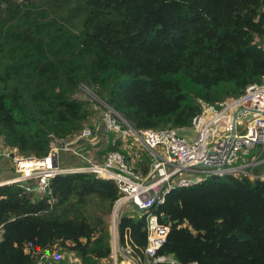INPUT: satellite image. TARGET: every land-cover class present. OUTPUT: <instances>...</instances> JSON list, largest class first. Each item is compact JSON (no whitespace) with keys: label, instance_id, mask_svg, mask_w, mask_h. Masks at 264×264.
<instances>
[{"label":"trees","instance_id":"obj_1","mask_svg":"<svg viewBox=\"0 0 264 264\" xmlns=\"http://www.w3.org/2000/svg\"><path fill=\"white\" fill-rule=\"evenodd\" d=\"M261 82L264 0H0V145L21 156L43 157L50 135L69 138L91 122L81 86L137 130L179 133L201 102ZM110 149L145 175L146 153L128 142ZM263 168L253 178L211 176L155 203L149 212L168 232L154 258L164 260L143 253V211L119 216V246L127 234L131 256L147 264H264ZM49 190L0 186V264H37L54 249L80 264H113L115 183L61 173Z\"/></svg>","mask_w":264,"mask_h":264},{"label":"built area","instance_id":"obj_2","mask_svg":"<svg viewBox=\"0 0 264 264\" xmlns=\"http://www.w3.org/2000/svg\"><path fill=\"white\" fill-rule=\"evenodd\" d=\"M200 105L201 112L192 119V137L181 135L173 128L137 130L118 112L103 105L100 122L101 132L108 138L106 143L111 147L118 142L137 143L150 158L145 175L129 165L125 156L115 149L105 152L101 162L72 149L85 139L94 140L91 128L83 126L63 146L54 143L58 139L50 135L49 150L39 158L21 156L0 145V158L8 159L14 171V176L0 182V186L21 183L27 190L49 195L50 179L61 173L91 172L97 178L112 180L120 192L111 211L113 264H117L114 254L119 245L118 210L124 204L146 214L147 245L143 253L153 258V262L162 261L164 257L154 256L165 241L168 227L160 225L157 216L149 212L155 203L163 202L165 195L175 189L201 185L211 176L245 174L242 170L246 167L264 164V157L245 160L255 149L259 150L258 156L264 154V82L247 85L237 97L223 99L214 105L203 102ZM62 151L79 157L84 165L61 168L58 156ZM2 234L0 227V241ZM123 241L124 253L131 255L127 234ZM48 258V253L41 255L37 264Z\"/></svg>","mask_w":264,"mask_h":264},{"label":"rangeland","instance_id":"obj_3","mask_svg":"<svg viewBox=\"0 0 264 264\" xmlns=\"http://www.w3.org/2000/svg\"><path fill=\"white\" fill-rule=\"evenodd\" d=\"M84 88L85 87L81 86L78 89L77 96H79L80 98H82V99H84V100H86V101H88L90 103V109L92 110V119H91V122L88 125H85V126L91 128V130L93 132V136H94L93 139L94 140L92 141L91 138L85 139V140L79 142L77 145L72 146L71 148L76 150V151H78L83 156L90 154L89 156L93 157V159H92L93 161L101 162L102 159H103L104 150H106V147H107V143H104V142L101 141V139H98L96 137V134H97V132L101 131L100 117H101V111H102L103 106L99 105L96 96H94L93 94H91V93H89L87 91H83ZM179 133L182 134V135H186L188 137H192L193 136V131L192 130H183V132H179ZM57 139L58 140L54 141V143L58 142L62 146H63V143L68 140V138H58V137H57ZM95 141H96V144L93 145V143ZM124 147H125V145H124ZM133 148L136 149L139 153H146L148 155V153L145 150L141 149L137 143L133 144ZM123 150H125V149H123ZM256 150L257 149L253 150L252 154H255ZM258 152H259V150H258ZM252 154H251V157L256 156V155H252ZM263 157H264V154L262 156L261 155L257 156L256 159H262ZM58 161H60V167L63 168V169L74 168V167H77L78 165H81V166L84 165L79 157H77V156L75 157L74 155L69 154V152H64V151H62V154H59ZM263 167H264V164H256L254 166L246 167L245 169L242 170V173H245L250 178H253L252 176L256 173L255 170H260L261 171ZM125 206L130 207L128 204H124L123 205V207H125ZM88 211L90 213H92V210L90 208L88 209ZM131 212L132 213L129 214L128 212L124 211L122 213V215H126V214H128V215H137V212H139V211L134 209ZM109 234H110L109 243L112 246V244H111V235H112V233H111V223L109 225Z\"/></svg>","mask_w":264,"mask_h":264},{"label":"crops","instance_id":"obj_4","mask_svg":"<svg viewBox=\"0 0 264 264\" xmlns=\"http://www.w3.org/2000/svg\"><path fill=\"white\" fill-rule=\"evenodd\" d=\"M96 137L98 139H101V141L104 142V143H106L108 141V138L101 131L100 132H97ZM95 144H96V142L93 143V145H95ZM252 153L253 152H251L250 155H248L246 157L245 160L247 162L250 161L252 158L258 156V149L256 150L255 154H252ZM251 154L252 155H256V156L251 157ZM89 155H86V156L89 157V158H91L92 156H89ZM255 174L253 175L254 177L260 176V173L259 174L258 173H255ZM13 176H14V171H13V166H12L11 162L8 159H6V158H0V182L6 181V180L10 179ZM133 210L134 209L131 206L130 207L125 206V207H123L121 209V214L124 211L125 212H128L129 214H131L132 213L131 211H133ZM111 253H112V258H113L112 247H111ZM145 257L148 258L147 256H145ZM114 258L116 259V263L117 264H147V262L146 263H143L137 257L134 258L131 255L125 254L124 251H123V249H122V246H119V245L117 246V248L115 250ZM146 261H148V260H146ZM43 264H80V261L71 252L54 249L49 254V258L44 260V263Z\"/></svg>","mask_w":264,"mask_h":264},{"label":"water","instance_id":"obj_5","mask_svg":"<svg viewBox=\"0 0 264 264\" xmlns=\"http://www.w3.org/2000/svg\"><path fill=\"white\" fill-rule=\"evenodd\" d=\"M135 208H137L136 206H135ZM121 214V209H119L118 210V216Z\"/></svg>","mask_w":264,"mask_h":264},{"label":"clouds","instance_id":"obj_6","mask_svg":"<svg viewBox=\"0 0 264 264\" xmlns=\"http://www.w3.org/2000/svg\"><path fill=\"white\" fill-rule=\"evenodd\" d=\"M59 165H60V163H59ZM135 210H137V209H135ZM137 211H139V210H137Z\"/></svg>","mask_w":264,"mask_h":264}]
</instances>
